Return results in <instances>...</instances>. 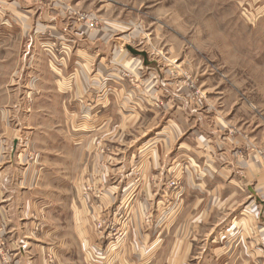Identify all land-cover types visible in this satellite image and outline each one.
Returning a JSON list of instances; mask_svg holds the SVG:
<instances>
[{
  "label": "crops",
  "instance_id": "crops-1",
  "mask_svg": "<svg viewBox=\"0 0 264 264\" xmlns=\"http://www.w3.org/2000/svg\"><path fill=\"white\" fill-rule=\"evenodd\" d=\"M50 12L0 8V264H264L250 105L217 88L196 101L137 53H92ZM181 168L178 196L163 195Z\"/></svg>",
  "mask_w": 264,
  "mask_h": 264
},
{
  "label": "rangeland",
  "instance_id": "rangeland-1",
  "mask_svg": "<svg viewBox=\"0 0 264 264\" xmlns=\"http://www.w3.org/2000/svg\"><path fill=\"white\" fill-rule=\"evenodd\" d=\"M31 1L65 19L73 39L95 42L92 53L115 51L133 60L131 49L145 52L134 63L144 67L152 58L159 69L152 72L155 81L168 78L177 91L205 103L216 88L223 90L248 103L264 127V0ZM60 37L55 50L73 53L75 47L61 46ZM258 149L264 157V147ZM184 173L171 170L163 195L178 196Z\"/></svg>",
  "mask_w": 264,
  "mask_h": 264
},
{
  "label": "built area",
  "instance_id": "built-area-1",
  "mask_svg": "<svg viewBox=\"0 0 264 264\" xmlns=\"http://www.w3.org/2000/svg\"><path fill=\"white\" fill-rule=\"evenodd\" d=\"M1 0H0V8H1ZM101 225H102V223H101ZM1 235H3V229L0 231V253L2 254V255H4V256H7V251H5V249H3L2 247L5 245V243H4V241H3V239L1 238ZM10 256L8 255V258H5L4 257V259H5V261L7 262V263H9L10 261H11V259L9 258ZM49 260L52 262L53 261V256H49Z\"/></svg>",
  "mask_w": 264,
  "mask_h": 264
},
{
  "label": "water",
  "instance_id": "water-1",
  "mask_svg": "<svg viewBox=\"0 0 264 264\" xmlns=\"http://www.w3.org/2000/svg\"><path fill=\"white\" fill-rule=\"evenodd\" d=\"M134 53H138V54H141V55H145V52H140L139 53V51H135V50H133V49H131Z\"/></svg>",
  "mask_w": 264,
  "mask_h": 264
}]
</instances>
